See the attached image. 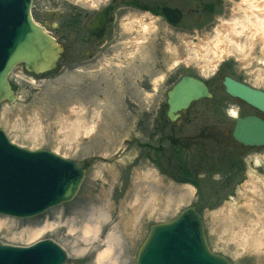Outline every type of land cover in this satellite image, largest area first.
Here are the masks:
<instances>
[{"label": "rangeland", "instance_id": "1", "mask_svg": "<svg viewBox=\"0 0 264 264\" xmlns=\"http://www.w3.org/2000/svg\"><path fill=\"white\" fill-rule=\"evenodd\" d=\"M204 1L206 12L192 3L190 15L185 1L173 2L184 11L178 28L155 0H131L136 9L125 2L97 57L79 65L73 60L92 48L82 40L85 16L109 0H33L36 22L67 48L60 66L42 75L15 67L9 80L18 100L0 104V128L15 144L53 151L88 172L68 203L33 218L0 215L7 220L0 227L3 244L50 239L67 252L64 264H97L106 249L103 240L112 233L120 239L112 242L104 264H136L150 226L194 205L214 253L231 264H264V146L247 154L235 147L233 118L225 107L210 105V98L175 122L166 115L167 91L174 84L167 80L186 72L210 81L224 67L264 91V1ZM138 3L151 12L138 10ZM184 27L193 32L182 33ZM159 185L162 200L150 210V191ZM95 221L97 235L86 234L87 223Z\"/></svg>", "mask_w": 264, "mask_h": 264}, {"label": "water", "instance_id": "2", "mask_svg": "<svg viewBox=\"0 0 264 264\" xmlns=\"http://www.w3.org/2000/svg\"><path fill=\"white\" fill-rule=\"evenodd\" d=\"M32 0H0V102H15L8 80L16 65L39 74L56 67L63 52L56 39L31 15ZM171 24L181 19L177 9L163 8ZM111 18L108 10L97 12L87 24L96 39L106 35ZM229 94L264 113V91L225 78ZM206 84L184 76L168 92L167 116L173 121L192 102L209 98ZM244 146H264V121L256 116L239 118L233 130ZM85 170L48 150L30 151L11 143L0 129V213L26 218L71 200ZM67 252L56 242L45 240L30 247L0 242V264H64ZM137 264H231L213 253L207 243L202 214L190 206L168 223L154 224L138 253Z\"/></svg>", "mask_w": 264, "mask_h": 264}, {"label": "flooded vegetation", "instance_id": "3", "mask_svg": "<svg viewBox=\"0 0 264 264\" xmlns=\"http://www.w3.org/2000/svg\"><path fill=\"white\" fill-rule=\"evenodd\" d=\"M116 1L117 0H112L110 2V5L108 6V10H109V15L110 16L111 15L114 16V14H115L114 11L116 9V7H115ZM155 1H156V2H154L155 5L161 11V13L163 14V16L167 20V22H168V19L165 16V14L163 13V8L164 7L178 8L181 11L182 15H183L182 18L184 17V11H183V9L180 6L176 5L177 3H173V2H176L177 0H155ZM181 1H185L186 5H189L187 7L188 9L186 8L187 9V12L186 13H188L189 15L191 14L190 11L192 9L190 8L191 7L190 4H192V3H195L196 4L195 5L196 8L202 9V13H205L206 12V9L208 7L206 5V1H204V0H199L200 3H196L198 0H196V1L195 0H181ZM125 2H127L128 4H130V6L133 9H136L135 7H133L134 4L131 2V0H123V3L121 5H124ZM162 2H164V3L162 4ZM137 9L140 10V11H143L145 13L146 12L147 13H150L151 12L148 4L142 5V4L138 3ZM85 17H87V18H86V21L83 23V27H84V29L87 32L86 22H87V20H89V18L91 17V15L85 16ZM199 18H200V14H198L196 16L195 21H197ZM175 28H178V26L175 27ZM181 32L182 33L183 32L192 33L193 32V27H184V28L181 29ZM88 39L91 40L92 42H88L87 41ZM94 39H95V36H93V35H90L89 36L88 33L83 36V39H82L83 42H86L88 44H91V47H92V48H89L85 52L83 50L84 54L86 53V55H90L91 54V51L94 49V47L95 46H99V40H94ZM66 48L67 47L64 45V52H65ZM184 75H193V74H191L190 72H186V73H183L182 74V76H184ZM226 76H230V73H228L224 67H221V69L218 71V73H216L215 76L212 77V79L210 81L204 79L205 82H206V84H207V86H208V88H209V90H210V92L212 93V97L209 99L210 102H211L210 105H212L213 107L215 106L216 108L225 107L227 113L233 112V110H229L227 108V107H231V109H234L237 112V114H238L239 117H243V116H247V115H257V116H259L260 118H262L264 120V113H262V112H255V113H251V114L247 113L245 111V109H246L245 108V105H247V104L245 102H243L242 100L238 99V98H233L232 96H230L227 93L226 88H225V86L223 84V81H224V79H225ZM175 78H176V76H175ZM175 78H168L167 82L169 83V85L171 83H174L175 84V82H177L180 79V78L179 79H175ZM234 79L237 80V81H241V80H239L237 78H234ZM215 88L220 89L219 90V95H217L216 92L214 91ZM197 102H194L191 106H193ZM165 104L167 105V99L165 101ZM174 142H175V145L178 144L177 141L174 140ZM232 142H233V144H234L235 147H242L244 149L243 150V154H244V152H245V154H247V151H250V149H248L246 147H243L241 144H239L237 141H235L233 137H232Z\"/></svg>", "mask_w": 264, "mask_h": 264}, {"label": "bare ground", "instance_id": "4", "mask_svg": "<svg viewBox=\"0 0 264 264\" xmlns=\"http://www.w3.org/2000/svg\"><path fill=\"white\" fill-rule=\"evenodd\" d=\"M264 1V0H263ZM142 30L144 32H147L149 30V25L147 24H143L142 26ZM233 116L235 115V111L232 112ZM158 187H160L158 189ZM160 189H163L162 186H157V188L153 191H150V197H149V203L150 205V210H154L159 204L160 201L162 200L161 198V191ZM170 199V198H169ZM98 219V218H97ZM5 221H0V227L6 222ZM47 226H43L41 228H37L34 231H32V236H38L40 235ZM99 227H100V223L98 221H95L94 224H90L87 223V225L85 226V233L87 234L89 233H93L95 236L97 235L98 231H99ZM120 238L118 236H116L115 234L109 233L106 238L103 240L104 243H106V249L101 251L98 256H97V264H104L105 261L109 260L112 256V252L114 251V245L115 243H112L114 241H118Z\"/></svg>", "mask_w": 264, "mask_h": 264}]
</instances>
